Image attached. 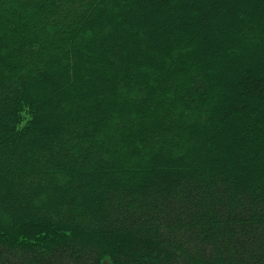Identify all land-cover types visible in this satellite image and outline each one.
Instances as JSON below:
<instances>
[{"label":"trees","instance_id":"obj_1","mask_svg":"<svg viewBox=\"0 0 264 264\" xmlns=\"http://www.w3.org/2000/svg\"><path fill=\"white\" fill-rule=\"evenodd\" d=\"M0 264H264V0H0Z\"/></svg>","mask_w":264,"mask_h":264}]
</instances>
